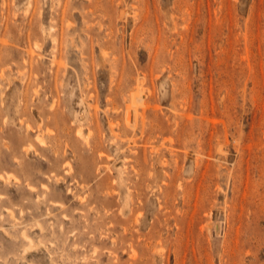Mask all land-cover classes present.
<instances>
[{"label":"rangeland","instance_id":"obj_1","mask_svg":"<svg viewBox=\"0 0 264 264\" xmlns=\"http://www.w3.org/2000/svg\"><path fill=\"white\" fill-rule=\"evenodd\" d=\"M0 264H264V0H0Z\"/></svg>","mask_w":264,"mask_h":264}]
</instances>
